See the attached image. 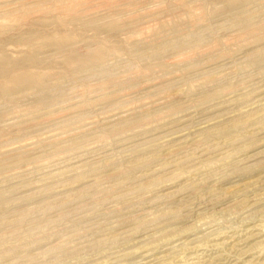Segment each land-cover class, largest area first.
<instances>
[{"label":"rangeland","instance_id":"374dc122","mask_svg":"<svg viewBox=\"0 0 264 264\" xmlns=\"http://www.w3.org/2000/svg\"><path fill=\"white\" fill-rule=\"evenodd\" d=\"M0 43V264H264V0H0Z\"/></svg>","mask_w":264,"mask_h":264},{"label":"bare ground","instance_id":"6f19581e","mask_svg":"<svg viewBox=\"0 0 264 264\" xmlns=\"http://www.w3.org/2000/svg\"><path fill=\"white\" fill-rule=\"evenodd\" d=\"M32 33V32H31ZM25 39V38H24ZM23 39V40H24ZM2 41V40H1ZM4 41V40H3ZM2 43V42H1ZM0 43V46H1ZM26 43H30L29 41H27ZM3 44V43H2ZM5 45V44H4ZM36 55V54H35ZM32 58V56H31ZM93 60V59H92ZM30 61V60H29ZM25 59L22 58H17V59H7L6 56H2L0 55V80L1 79H9L11 77L12 74H14L16 71H18L19 73H23L27 67H25ZM28 66V64H27ZM24 70V71H23ZM22 77V76H21ZM56 82V81H55ZM2 84V83H1ZM33 88V87H32ZM34 89V88H33ZM37 89V88H36ZM17 92V91H16ZM21 92V91H20ZM38 92V91H37ZM36 92V93H37ZM42 92V90H41ZM15 93V92H14ZM18 93V92H17ZM40 94V93H39ZM42 94V93H41ZM8 95V94H7ZM13 94H11L12 96ZM6 96V95H5ZM10 96V95H9ZM10 96V97H11ZM9 97V98H10ZM15 97V96H14ZM13 97V98H14ZM3 98V96H2ZM12 98V97H11ZM9 102V101H8Z\"/></svg>","mask_w":264,"mask_h":264}]
</instances>
